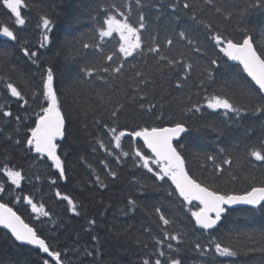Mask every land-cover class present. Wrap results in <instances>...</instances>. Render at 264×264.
Instances as JSON below:
<instances>
[{"label":"trees","instance_id":"obj_1","mask_svg":"<svg viewBox=\"0 0 264 264\" xmlns=\"http://www.w3.org/2000/svg\"><path fill=\"white\" fill-rule=\"evenodd\" d=\"M185 2L191 5L189 9L183 8ZM254 5L255 0H23L21 13L26 23L18 26L0 0V28L9 26L18 37L0 36V107L12 112L10 120L0 119V168L7 163L24 177L20 189L10 187L12 195L0 193V202L64 253V264H142L147 258L154 264L161 247L165 251L161 259L168 264L166 257L176 255L169 253V242L179 246L183 264H264V215L233 208L211 234L198 230L189 205L168 195L174 191L171 182L155 181L139 167L134 152L141 150L151 156L146 148L126 135L117 149L110 131L116 128V134L128 133L186 122L191 131L180 141L184 145L180 150L186 169L198 182L228 194H243L264 184V163L249 155L264 143V116L253 114L249 103V94L257 87L212 39L219 34L242 43L248 37L258 54L264 53V8ZM109 17L138 29L141 48L132 57L119 52L117 33L108 38L99 35L106 30L104 22ZM141 17L144 29H139ZM44 18L50 21L47 30ZM181 31L186 39H181ZM157 46L158 53L149 51ZM24 48L37 52L38 57L25 56ZM212 59L218 64L211 65ZM49 68L65 116V137L58 141L64 180L58 178L50 161L28 152L26 145L44 100L42 78ZM209 68L211 77L206 71ZM82 69H91L92 75ZM8 83L22 92L24 100L10 96ZM212 96L227 98L248 111L228 120L223 110L207 108ZM194 105L201 111H189ZM211 123L222 127L223 134L218 137L206 127ZM17 140L22 142L17 144ZM125 152L129 155L124 156ZM229 154L233 162L222 173L214 172L205 159L214 155L220 162ZM97 175L105 187L96 183ZM0 184L10 185L2 172ZM57 190L74 198L80 215L67 211V202L56 196ZM24 195L38 206L42 203L49 216L33 213L19 199ZM129 198L139 200L134 210L127 207ZM157 207L170 220L169 225L160 221ZM89 220L95 224L89 225ZM165 232L181 239L157 245L156 238L163 240ZM212 240L229 247L236 256L220 257L214 245L206 254L196 250V243L203 247ZM45 258L38 248L18 243L0 226V264H43Z\"/></svg>","mask_w":264,"mask_h":264},{"label":"snow or ice","instance_id":"obj_2","mask_svg":"<svg viewBox=\"0 0 264 264\" xmlns=\"http://www.w3.org/2000/svg\"><path fill=\"white\" fill-rule=\"evenodd\" d=\"M22 5L23 0H3V7L8 9L10 14L15 17V24L18 26H23L26 23L25 19L22 18ZM254 6L264 8V0H255ZM190 7L191 5L187 2L183 4V8L185 9H189ZM140 19L141 23L139 24V29H144L143 17ZM49 23V19H43V26L46 30L48 29ZM104 23L107 25L106 30L100 31L99 35L108 38L112 37L114 32L117 33L121 42L119 52L122 53L125 58L132 57L134 52L141 48L140 35L138 34L137 28L131 26L128 22H121L114 17H109ZM179 35L181 39L187 38L186 33L183 31H181ZM0 36L11 40L18 39L14 30H11L9 26L0 28ZM48 39L49 37L47 35L44 36L45 42H47ZM212 39L215 41V45L219 47V51L222 52L228 60L238 61L239 64L243 66V71L257 86L255 91L249 94L251 112L264 116V53L258 54L248 37H245L242 43L234 42L232 39L224 38L219 34L214 35ZM167 43L171 45L172 41L168 40ZM189 43L191 44V41H189ZM41 47H43V45H41ZM84 47L88 48L89 45L85 44ZM195 50L199 51L200 49L196 48ZM149 51L158 53L159 46L151 48ZM23 52L25 56L30 58L38 57L39 55L37 52L29 51L27 48H24ZM108 59L111 60L112 57L110 56ZM32 62L36 63V60ZM169 63H171V61H169ZM210 64L217 65L218 61L212 59ZM81 71L88 76L92 75L91 69H82ZM117 71H119V69H117ZM206 71L211 77V68L206 69ZM53 82L54 74L52 69L49 68L46 70V75L42 78V95L44 100L40 105V111L35 115V126L29 129L30 135L26 139V145L28 152L45 157L46 161H50V167L56 169L59 173L58 178L64 180L66 178V173L64 161L58 154V141L65 137V116L60 110L57 94L53 89ZM177 87H180L179 82ZM7 89L11 97L24 100L22 92L12 83L7 84ZM36 99H39V96H37ZM44 103H46L47 106H43ZM25 104H27L26 100ZM21 107H24V105H21ZM207 108L213 111L223 110L228 120H231L233 116L238 118L242 117V115L248 111L247 109L237 107L230 102L229 99L221 98L220 96L209 97ZM189 111L198 113L201 111V108L194 105ZM112 115L115 117L117 113L114 112ZM11 118L12 112L0 107V119L10 120ZM16 119L18 123H23L20 121L19 117ZM206 127L216 132L218 137L223 134V128L215 123L208 124ZM110 131L117 149L121 148V138L126 135L133 139H142L143 146L150 150L151 156L146 155L141 150H136L134 152V157L139 158L141 162L139 167L151 173L155 181L165 183L167 181L171 182V185L174 186V191H170L168 195L176 196L178 199H181L182 202L189 205L191 218L194 220V226L198 230L211 234L222 221L224 214L237 205L247 206V210L253 214L260 213L264 215V184L258 187L253 186L250 190L243 192V194H228L210 189L208 185H202L194 176L190 175L189 171L186 169L185 157L180 150L184 147V145L180 144V141L191 131L186 125V122H175L170 127H143L138 131L128 133L120 131L119 134H116V128H112ZM21 142L20 140L16 141L17 144ZM100 146L107 150L105 145L101 144ZM220 152L224 153L225 149L221 148ZM109 154H111V152H109ZM123 155L127 156L129 153L125 152ZM249 155L255 161L264 163V143L260 144L259 148H253ZM205 159L212 163L213 171L219 173L224 171L225 165L230 167L233 162L230 154L220 162H217V157L214 155H206ZM152 165H155L158 171L154 170ZM0 172L10 181V185L0 184V193L12 195L13 192L9 191L12 185L16 186L17 189L21 188V181L24 179L21 171L14 170L5 163L3 168H0ZM109 174L113 177L116 176V173L111 170H109ZM51 183L55 184L56 180H52ZM96 183L100 187H105L99 175L96 176ZM144 187V185H141V188ZM56 196L67 202L68 212L74 215L81 214L78 210L79 206L74 202V198L69 195H62L59 190H57ZM19 199H22L29 205L33 213L43 217L49 216V212L45 210V206L42 203L38 206L29 195H24ZM193 202H196L194 209ZM138 205V198H129L127 201L129 210H134ZM155 211L160 214L159 219L162 221L163 225L167 226L170 224V220L165 217L161 208L157 207ZM88 224L93 225L95 221L89 220ZM0 226L6 229L15 241L21 244L34 246L38 248L41 253L45 254L46 258L43 259V264H64V253L56 250L51 244L46 242L45 238H41L38 232L25 223L6 203H0ZM261 236L264 237V233H261ZM180 239L179 235H169L165 232L163 240L156 238V243L157 245H163L166 241H179ZM213 245L215 253L220 257H234L237 254L235 251L230 250L229 247L222 246L215 240L210 241L208 245L203 247L200 243H196L195 248L201 254H206ZM167 248L169 253L176 254L175 256L170 254L166 257L168 264H183L179 256V246L174 247L173 244L169 242L167 243ZM261 251H264V249H261ZM157 253L154 264H164L161 257H165V251L161 247L157 250ZM142 264H153V261L151 258H147L142 261Z\"/></svg>","mask_w":264,"mask_h":264},{"label":"water","instance_id":"obj_3","mask_svg":"<svg viewBox=\"0 0 264 264\" xmlns=\"http://www.w3.org/2000/svg\"><path fill=\"white\" fill-rule=\"evenodd\" d=\"M253 47H254V45H253ZM255 48V47H254ZM243 67V66H242ZM247 75V74H246ZM249 79H250V77H249ZM251 80V79H250ZM254 83V82H253ZM257 87V86H256ZM135 140H139L142 144H143V141H142V139H135ZM148 150V149H147ZM149 152H150V150H148ZM1 203V202H0ZM193 203H196V202H193ZM233 208H247V206H244V205H237V206H234ZM18 215V214H17ZM22 219V218H21ZM2 227V226H1ZM3 228V227H2ZM6 230V229H5ZM7 231V230H6Z\"/></svg>","mask_w":264,"mask_h":264},{"label":"bare ground","instance_id":"obj_4","mask_svg":"<svg viewBox=\"0 0 264 264\" xmlns=\"http://www.w3.org/2000/svg\"><path fill=\"white\" fill-rule=\"evenodd\" d=\"M159 40V39H158ZM148 88V87H147ZM144 89V88H143ZM88 178V177H87Z\"/></svg>","mask_w":264,"mask_h":264}]
</instances>
